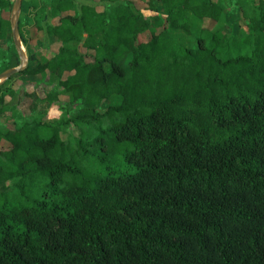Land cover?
I'll use <instances>...</instances> for the list:
<instances>
[{"label":"trees","instance_id":"1","mask_svg":"<svg viewBox=\"0 0 264 264\" xmlns=\"http://www.w3.org/2000/svg\"><path fill=\"white\" fill-rule=\"evenodd\" d=\"M231 1L238 38L220 0H116L76 15L55 0L56 50L37 59L27 28L40 24L20 15L30 113L59 95L73 110L0 129V264H264V0ZM10 6L0 0V56ZM54 80L40 98L38 81ZM2 86L1 113L13 93Z\"/></svg>","mask_w":264,"mask_h":264},{"label":"rangeland","instance_id":"2","mask_svg":"<svg viewBox=\"0 0 264 264\" xmlns=\"http://www.w3.org/2000/svg\"><path fill=\"white\" fill-rule=\"evenodd\" d=\"M12 4V0H9ZM23 1L21 6V21L20 25H27L31 23V20L36 21L38 20L41 29L36 30L33 26L28 27L27 30L29 32V42H30V49L34 52L35 59L41 58V55H51L56 50V44H51V39L48 38L45 34V27L51 21L50 17L48 16L49 7L53 5L55 0H38L39 7L37 9H32V13L28 14L30 10V6ZM143 1V0H141ZM217 1V0H214ZM223 5L224 10V17L222 21L223 28L227 31V33L232 36L238 38L239 36L243 35V28L237 26L238 22V7L231 1V0H220ZM82 4L88 5H97V6H104L110 7L116 4V0H109L108 2H99L98 0H73V9L71 10L72 15H76L79 12V7ZM11 7V6H10ZM141 12L144 15H147L152 22H161L164 21L163 14L159 13L158 10L151 11L147 10L143 7H140ZM245 10L251 14L252 6L246 5ZM9 11L4 12V17H8L9 19ZM157 17V20L154 19ZM20 19V18H19ZM155 24V23H154ZM149 36V32H144L142 38L147 39ZM9 40H4L1 45L6 50L4 51L3 55L0 56V64H6L10 61V57L12 54L16 55L14 50L11 36L9 34ZM185 41V40H184ZM191 40H187L189 43ZM8 43H11L13 48H7ZM37 78V77H31ZM8 87L13 91L12 96H6V104H1L7 109L1 113L0 112V129L5 130V127L12 128L14 123L18 126L24 119L32 116L36 120H41L44 122H54L59 121L65 118V113L68 111H72L73 109L69 108L68 106H64L63 104L67 101L64 95H59L56 101L51 103L40 101L37 104L36 110L30 113L28 109V105L30 103V99L24 95L25 91H31L33 87L28 82V78L23 75L15 74L10 77V79L2 86V88ZM36 93L40 98L44 97L47 92L59 90L58 85L56 84V80L54 82L48 81H38V85L34 88ZM116 99H112V101H104L101 105V110H103L109 103L116 102ZM76 132V129L72 126H65L61 129V137L64 139H69L72 134ZM6 147L5 145L0 143V148ZM11 181L8 182L10 184Z\"/></svg>","mask_w":264,"mask_h":264},{"label":"water","instance_id":"3","mask_svg":"<svg viewBox=\"0 0 264 264\" xmlns=\"http://www.w3.org/2000/svg\"><path fill=\"white\" fill-rule=\"evenodd\" d=\"M21 6L22 0H12L9 12L10 34L18 62L16 65L0 71V86L4 85L12 75L25 70L29 64L28 46L23 41L19 28Z\"/></svg>","mask_w":264,"mask_h":264},{"label":"crops","instance_id":"4","mask_svg":"<svg viewBox=\"0 0 264 264\" xmlns=\"http://www.w3.org/2000/svg\"><path fill=\"white\" fill-rule=\"evenodd\" d=\"M147 16V15H146ZM44 56H46V57H49L50 55H44ZM66 97V96H65ZM66 99H67V97H66Z\"/></svg>","mask_w":264,"mask_h":264},{"label":"flooded vegetation","instance_id":"5","mask_svg":"<svg viewBox=\"0 0 264 264\" xmlns=\"http://www.w3.org/2000/svg\"><path fill=\"white\" fill-rule=\"evenodd\" d=\"M23 26H25V28H27V27H28L27 25H23Z\"/></svg>","mask_w":264,"mask_h":264}]
</instances>
